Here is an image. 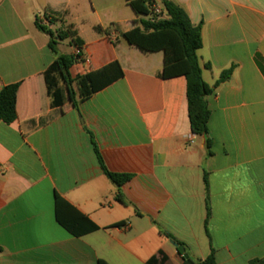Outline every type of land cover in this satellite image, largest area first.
<instances>
[{
	"label": "crops",
	"instance_id": "crops-1",
	"mask_svg": "<svg viewBox=\"0 0 264 264\" xmlns=\"http://www.w3.org/2000/svg\"><path fill=\"white\" fill-rule=\"evenodd\" d=\"M170 1L201 23L208 85L235 65L206 97L210 154L190 130L185 77H160L162 51L120 36L148 19L126 0H0V90L19 83L16 118H0V264H143L160 253L182 264L166 233L195 260L264 257V0ZM36 22L75 31L79 46L57 50L82 55L69 67L77 108L50 103L43 72L55 55ZM111 61L122 76L97 88L91 74ZM92 139L127 182L105 175ZM56 197L63 218L96 228L70 233Z\"/></svg>",
	"mask_w": 264,
	"mask_h": 264
},
{
	"label": "trees",
	"instance_id": "trees-1",
	"mask_svg": "<svg viewBox=\"0 0 264 264\" xmlns=\"http://www.w3.org/2000/svg\"><path fill=\"white\" fill-rule=\"evenodd\" d=\"M136 14L148 15L147 2L155 0H126ZM160 6L164 16L162 18L141 19L139 25L133 26L127 31H120V36L129 44L136 47L141 52L163 53V64L159 76L168 78L183 75L186 79V99L187 112L189 117L190 130L196 136L204 138L207 153L210 154L211 139L208 133V120L210 109L206 97L210 95L214 88L220 83L230 78L235 65H230L223 70L214 86L208 85L202 76V66L198 58V50L202 47L201 23L192 24L186 12L171 2L170 0H161ZM50 21H53L50 19ZM36 26L48 37V47L54 53L55 58L52 63L43 72L46 91L51 100V105L56 107L69 101L77 108L78 100L73 90L69 67L79 60L81 54H59L57 50V40L69 39L72 43L79 46V40L75 36L72 25L65 28H59L54 31L36 22ZM97 31H101L99 26H95ZM107 33V30L106 32ZM207 67L209 65H206ZM122 76V70L117 61H111L91 74L92 80L97 88H102ZM86 79V78H85ZM19 83L5 85L0 90V118L10 123L16 118V99ZM90 94V90L85 93L80 92V99ZM92 144L96 152L98 161L105 175L117 186L127 182L131 175L110 172L99 153L95 141ZM116 199L125 202L120 192L116 194ZM58 199L56 197V219L70 233L80 236L87 229L96 227L90 223L85 228L83 221H88L86 217L75 213L70 217H62L57 208ZM118 225V224H116ZM168 238L178 244L172 235L166 233ZM184 246V245H183ZM185 248V247H184ZM189 256V255H188ZM165 257L159 254L158 257L151 256L143 264H164ZM98 264H107L99 260ZM182 264H218L213 251L204 259L195 260L190 256L182 258ZM250 264H264V257L254 259Z\"/></svg>",
	"mask_w": 264,
	"mask_h": 264
},
{
	"label": "built area",
	"instance_id": "built-area-1",
	"mask_svg": "<svg viewBox=\"0 0 264 264\" xmlns=\"http://www.w3.org/2000/svg\"><path fill=\"white\" fill-rule=\"evenodd\" d=\"M146 6H147L148 11L150 12V14L153 17L158 18V19L162 18V16H163L162 7L156 1H149V2H147ZM77 53H80L79 48L76 49L75 54H77ZM81 58H82V55L80 56L79 59H81Z\"/></svg>",
	"mask_w": 264,
	"mask_h": 264
},
{
	"label": "rangeland",
	"instance_id": "rangeland-1",
	"mask_svg": "<svg viewBox=\"0 0 264 264\" xmlns=\"http://www.w3.org/2000/svg\"><path fill=\"white\" fill-rule=\"evenodd\" d=\"M41 9V8H40ZM143 18H149L150 14L148 15H141ZM57 48L62 50L64 53H67L70 50L69 42L66 39L58 40L57 41Z\"/></svg>",
	"mask_w": 264,
	"mask_h": 264
},
{
	"label": "water",
	"instance_id": "water-1",
	"mask_svg": "<svg viewBox=\"0 0 264 264\" xmlns=\"http://www.w3.org/2000/svg\"><path fill=\"white\" fill-rule=\"evenodd\" d=\"M170 242H171V243L177 248V251H178L180 254H182V257H183V258H188V257H189V256H188V253L185 251V248H184L183 245L178 244V243H176V242L173 241V240H171Z\"/></svg>",
	"mask_w": 264,
	"mask_h": 264
}]
</instances>
